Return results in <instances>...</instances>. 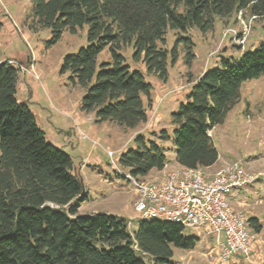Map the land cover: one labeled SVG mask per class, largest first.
Masks as SVG:
<instances>
[{"label": "trees", "instance_id": "1", "mask_svg": "<svg viewBox=\"0 0 264 264\" xmlns=\"http://www.w3.org/2000/svg\"><path fill=\"white\" fill-rule=\"evenodd\" d=\"M32 28L49 29L50 43L64 31L88 27V44L64 57L62 72L86 91L81 108L97 121H112L133 129L148 121L153 86L122 53L132 47L133 59L166 81L169 63L182 43L188 58L194 43L188 31L213 30L217 18L248 10L264 17V0H31ZM3 22L0 20V26ZM169 30L180 34L168 49ZM49 43V44H50ZM161 44V45H160ZM109 49L110 60L99 62ZM264 75V44L237 59L222 57L192 84L172 112V133L152 132L158 140L138 135L135 146L122 152L119 164L137 177L162 170L173 139L180 166L207 168L219 152L210 132L222 124L241 98L242 85ZM19 69L0 59V264H167L173 247L191 250L198 238L185 227L162 219L139 220L131 233L128 218L111 213L79 214L88 199L84 183L74 172L73 157L50 142L26 103L17 98ZM259 233L263 225L248 218Z\"/></svg>", "mask_w": 264, "mask_h": 264}, {"label": "rangeland", "instance_id": "2", "mask_svg": "<svg viewBox=\"0 0 264 264\" xmlns=\"http://www.w3.org/2000/svg\"><path fill=\"white\" fill-rule=\"evenodd\" d=\"M0 20L3 22L0 26V59L11 60L23 67L17 82L18 101L29 106L47 139L73 157L74 172L84 183L88 199L81 203L78 213L123 215L128 218L132 234L139 226L134 209L138 195L132 184L117 174L108 151H113L119 160L122 152L135 146L138 135L158 140L152 132L166 128L172 133V112L177 110L205 70L218 65L222 57L237 59L244 51L264 44V17L242 10L229 17L217 18L209 32L202 33L196 28L188 31L194 43L193 57L188 58L186 47L177 44V58L169 63L166 81L148 73L143 63L134 61L132 47H124L122 53L126 62L132 68L140 69L153 86L148 121L128 129L109 120L99 122L93 112L83 111L81 103L86 89L72 82L69 71L62 72L64 57L77 53L88 44L87 26L78 28L76 33L66 30L51 44L49 29L36 31L32 28L31 0H0ZM179 35L178 31L169 30L163 46L171 49ZM110 58L106 48L100 54L99 62ZM210 134L221 157L218 167L240 162L247 172L257 177L245 188L248 190L230 194L228 199L248 218L257 216L264 226V75L242 85L240 100ZM161 144L168 148L166 167L151 170L141 177L144 181L165 182L176 168L173 139ZM118 167L127 172L119 163ZM218 167L205 170L213 172ZM208 231V226L185 227L184 234L198 238L199 242L191 250L173 247V256L167 264H264L263 243L259 246L257 243L264 231L256 237L249 259L234 258L225 263L219 262L215 236ZM137 255L146 264H153L150 256L139 252Z\"/></svg>", "mask_w": 264, "mask_h": 264}, {"label": "built area", "instance_id": "3", "mask_svg": "<svg viewBox=\"0 0 264 264\" xmlns=\"http://www.w3.org/2000/svg\"><path fill=\"white\" fill-rule=\"evenodd\" d=\"M7 62L19 71L23 69L11 60ZM108 156L117 174L128 180L138 195L134 202L137 220L157 218L190 228L208 226V232L215 236L219 262H228L235 256L251 257L257 234L249 227L248 216L228 199L257 179L240 162L220 166L213 172L179 165L165 182H155L120 170L113 151H108ZM261 251L264 258V242Z\"/></svg>", "mask_w": 264, "mask_h": 264}, {"label": "crops", "instance_id": "4", "mask_svg": "<svg viewBox=\"0 0 264 264\" xmlns=\"http://www.w3.org/2000/svg\"><path fill=\"white\" fill-rule=\"evenodd\" d=\"M220 155H219V158H218V161L214 164V165H212V166H210V167H207V169H215L216 167H218L220 164H219V161H220ZM177 166H179V164L177 163V165H176V167ZM166 167V166H165ZM244 190H248V189H244ZM240 191H242V190H240ZM236 201V199H234L233 200V202H235ZM117 215H119V214H117ZM123 216V215H122ZM257 217V216H256ZM258 218V217H257ZM259 219V218H258ZM260 220V219H259ZM261 221V220H260ZM263 231H264V226H263V228H262V230L259 232V233H256L257 234V236L256 237H258V235H260L261 236V234L263 233ZM264 242V235L263 236H261L259 239H257V243H258V246L260 245V244H262ZM234 258H243L242 256H235V257H233V258H231L230 260H232V259H234ZM229 260V261H230Z\"/></svg>", "mask_w": 264, "mask_h": 264}]
</instances>
